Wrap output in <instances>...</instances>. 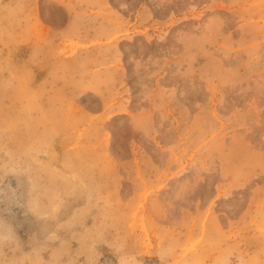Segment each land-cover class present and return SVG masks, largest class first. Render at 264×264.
<instances>
[{
    "label": "rangeland",
    "instance_id": "obj_1",
    "mask_svg": "<svg viewBox=\"0 0 264 264\" xmlns=\"http://www.w3.org/2000/svg\"><path fill=\"white\" fill-rule=\"evenodd\" d=\"M0 264H264V0H0Z\"/></svg>",
    "mask_w": 264,
    "mask_h": 264
}]
</instances>
